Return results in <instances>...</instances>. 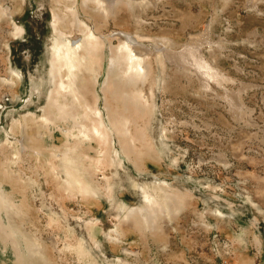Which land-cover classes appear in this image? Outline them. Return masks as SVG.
I'll return each instance as SVG.
<instances>
[{
	"label": "rangeland",
	"instance_id": "rangeland-1",
	"mask_svg": "<svg viewBox=\"0 0 264 264\" xmlns=\"http://www.w3.org/2000/svg\"><path fill=\"white\" fill-rule=\"evenodd\" d=\"M0 1L15 10L0 22V190L27 198L29 212L9 207L45 264H264V0ZM122 30L151 65L130 90L145 109L131 134L109 85ZM63 39L79 53L61 78L51 60ZM198 48L221 85L167 58ZM71 72L88 106L62 90ZM52 100L88 115L87 132L54 125ZM154 195L180 200L161 240L126 219Z\"/></svg>",
	"mask_w": 264,
	"mask_h": 264
},
{
	"label": "bare ground",
	"instance_id": "bare-ground-1",
	"mask_svg": "<svg viewBox=\"0 0 264 264\" xmlns=\"http://www.w3.org/2000/svg\"><path fill=\"white\" fill-rule=\"evenodd\" d=\"M72 1L76 2L77 0H72ZM148 1H153V0H148ZM66 9H68V7H66ZM14 12H15L14 9L5 6L2 3V1H0V22L7 21L6 20L7 17L9 18V16H12ZM73 15L77 19V14L76 11L74 10H73ZM136 17L138 18V20L142 18L139 15H137ZM64 19H68V17H64ZM64 19H61L59 15H56V18L54 19L55 33L56 32L58 33L57 36L60 35V39L61 37H68V35H64V33H61L59 29V22L62 21V23H64ZM21 32L22 30L20 28H16L13 34L18 35V33ZM113 33H114V37L120 40L121 46L118 47V53L110 63V74L114 78V81H112V83H110L109 85H111L113 89V95L118 102L119 105L118 107L124 110L125 113H128V117L122 120L121 129L122 131L131 134L132 122L134 118L135 117L140 118L139 117L140 114L144 115L145 109L140 101L141 97L131 96L132 93L130 94V90L132 87H138L140 83L145 82L149 78L151 72V65H150V61L147 59L148 55H146L142 51L137 50L139 53L136 52V49L133 46L134 44H136V39L132 35L123 32V30L119 32L113 31ZM66 41L67 40L65 39H63V41L55 40V44L53 45L54 48L52 51V60H51L53 66L52 71H54L53 72L54 74L55 72L57 73V75L59 74L61 78L63 77L62 74L63 68L72 67V66H68L67 62L72 63L73 57H76L79 53L78 47L75 46L76 48H72V46L66 43ZM78 43H80V41H78ZM199 53L201 54L199 48L197 50L187 49L181 53L169 52L167 54V58L170 61L172 60L177 63L183 64V66H186L188 69H190V71L196 73V75L203 81L205 88H211L210 87L211 81H214L217 84L221 85L220 78H223L225 76L216 67L211 65L204 56L198 55ZM98 61L96 62L97 64ZM91 62H95V61H91ZM70 77L71 78L67 83V85L63 84L61 85V87L62 90L66 93V95L69 96V99H72L73 101L72 108L73 106H78V105L82 107L83 103L86 106H88L89 104H87L88 102L86 100L88 93L82 91L83 87H81L80 85V75H78L75 72H71ZM69 99H67V101H69ZM234 105L237 106L239 109L241 108L239 104L235 103L233 104V106ZM51 106L53 107V109L51 111L50 121H53L54 125H57L59 121H65L70 123L71 127L79 128L82 131H86V129L89 127L87 126V122H86L88 121V117H87L88 115L87 116L85 115L84 116L85 118L83 117L84 119L82 118V116H81L82 119L75 117L74 115L76 114H73V112L75 113V111H73L74 109L70 111L68 109L69 105L67 103L61 104L59 101L52 100ZM116 116L117 115H115V117ZM122 133L123 132H121V134ZM23 146H24L23 148L26 149L27 145L23 144ZM2 166L3 165H1V168ZM3 168L5 169V166ZM0 177H3V175H0ZM1 181L2 180L0 179V185L5 186L4 183ZM11 192L13 195V193H15L16 191L14 190ZM19 192L21 193V191ZM21 196L22 199L21 197L16 199V197H18L16 195L15 198L14 196L8 197V200H6L2 191L0 190V256H3L7 260V259H11V255H13L14 264H39V263L45 264L48 262L45 261V258L48 257L46 255V251H45L46 249L45 247H43L45 245H42L39 241H37L34 238H31L28 235L26 230H24L23 226L20 223H17L18 220L15 218L13 212L9 207V205L11 204V206L21 214H25L26 212H29L27 210L28 208L26 207L27 198H25L24 195ZM178 203H180V200L177 197L173 198V203H172V199H170V205L173 206V209H171L167 204H160L158 201V197L154 195V198L150 201L149 205L145 206V208L142 209V211L140 212L136 211L138 214L134 213V210L131 211L128 209V213L126 214V219L137 216L136 220H134L136 221L135 222L136 226H134L135 227L134 232L140 234L141 236L145 232H150L155 239L159 238L161 240L164 237V232L162 231L163 216H165V213L167 211L173 212L175 206ZM56 244H58V241H55V245ZM257 244L259 245L260 248H262L261 246L263 245L260 241L257 240Z\"/></svg>",
	"mask_w": 264,
	"mask_h": 264
}]
</instances>
